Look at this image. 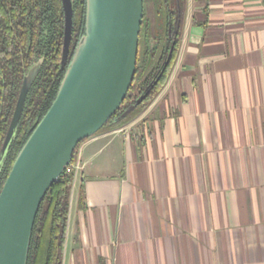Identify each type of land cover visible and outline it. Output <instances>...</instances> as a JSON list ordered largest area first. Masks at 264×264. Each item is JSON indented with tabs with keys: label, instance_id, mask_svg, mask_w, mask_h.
<instances>
[{
	"label": "crops",
	"instance_id": "obj_1",
	"mask_svg": "<svg viewBox=\"0 0 264 264\" xmlns=\"http://www.w3.org/2000/svg\"><path fill=\"white\" fill-rule=\"evenodd\" d=\"M128 114L78 149L62 264H264V0H187Z\"/></svg>",
	"mask_w": 264,
	"mask_h": 264
},
{
	"label": "water",
	"instance_id": "obj_2",
	"mask_svg": "<svg viewBox=\"0 0 264 264\" xmlns=\"http://www.w3.org/2000/svg\"><path fill=\"white\" fill-rule=\"evenodd\" d=\"M62 2L64 63L72 38L74 3ZM143 21L144 0H87L86 33L55 101L20 150L0 193V264H28L35 219L48 190L71 164L77 145L98 133L122 105L137 72ZM174 46L173 42L158 79ZM36 74L34 70L24 80L11 122L16 121L14 133L8 137L10 125L0 153V173Z\"/></svg>",
	"mask_w": 264,
	"mask_h": 264
},
{
	"label": "trees",
	"instance_id": "obj_3",
	"mask_svg": "<svg viewBox=\"0 0 264 264\" xmlns=\"http://www.w3.org/2000/svg\"><path fill=\"white\" fill-rule=\"evenodd\" d=\"M169 2L155 0L162 18L157 37L153 35V27L144 11L137 72L122 105L101 130L131 106L135 105V108L122 120L139 113L165 84L178 50L187 7V0H175L174 11L171 12ZM73 3L72 38L63 63L65 12L62 0H0V153L26 75L34 59H42L0 173V193L20 150L55 101L78 43L86 33L87 0H73ZM170 29L173 39L169 38ZM173 40L175 46L171 60L158 79ZM159 42L162 45L158 47ZM86 139L77 145L71 164L76 162L78 149ZM71 164L50 187L41 203L33 227L28 264H62L74 182Z\"/></svg>",
	"mask_w": 264,
	"mask_h": 264
},
{
	"label": "rangeland",
	"instance_id": "obj_4",
	"mask_svg": "<svg viewBox=\"0 0 264 264\" xmlns=\"http://www.w3.org/2000/svg\"><path fill=\"white\" fill-rule=\"evenodd\" d=\"M154 3H155V0H144V11L146 13V18L150 22L151 27H153V30H152L153 35L157 37V33L159 32L162 18L160 17V14H159L158 4H154ZM169 5L171 9H174L175 0H170ZM161 45H162V42L161 43L159 42L158 47ZM15 124H16V121H13L8 137L13 135L14 133L13 128L15 127Z\"/></svg>",
	"mask_w": 264,
	"mask_h": 264
},
{
	"label": "flooded vegetation",
	"instance_id": "obj_5",
	"mask_svg": "<svg viewBox=\"0 0 264 264\" xmlns=\"http://www.w3.org/2000/svg\"><path fill=\"white\" fill-rule=\"evenodd\" d=\"M174 11V9H171V12H173ZM173 31H172V29H170L169 30V38L170 39H173L174 37L172 36V33ZM173 42H174V40H173ZM42 64V59L41 58H36V59H34V61H33V63H32V65H31V67H30V69H29V71H28V73H27V75L30 73H32L34 70H37V72L39 71V69H40V65ZM26 75V76H27Z\"/></svg>",
	"mask_w": 264,
	"mask_h": 264
},
{
	"label": "built area",
	"instance_id": "obj_6",
	"mask_svg": "<svg viewBox=\"0 0 264 264\" xmlns=\"http://www.w3.org/2000/svg\"><path fill=\"white\" fill-rule=\"evenodd\" d=\"M70 168L73 169L74 168V164H71V167ZM67 169H69V168H67Z\"/></svg>",
	"mask_w": 264,
	"mask_h": 264
}]
</instances>
